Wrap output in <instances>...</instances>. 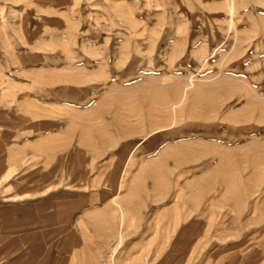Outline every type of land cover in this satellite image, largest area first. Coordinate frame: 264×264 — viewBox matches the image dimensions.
<instances>
[{
    "label": "rangeland",
    "instance_id": "rangeland-1",
    "mask_svg": "<svg viewBox=\"0 0 264 264\" xmlns=\"http://www.w3.org/2000/svg\"><path fill=\"white\" fill-rule=\"evenodd\" d=\"M0 264H264V0H0Z\"/></svg>",
    "mask_w": 264,
    "mask_h": 264
}]
</instances>
